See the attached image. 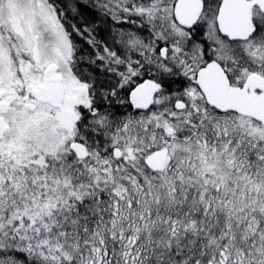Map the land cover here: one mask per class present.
Listing matches in <instances>:
<instances>
[{"label": "snow or ice", "instance_id": "1", "mask_svg": "<svg viewBox=\"0 0 264 264\" xmlns=\"http://www.w3.org/2000/svg\"><path fill=\"white\" fill-rule=\"evenodd\" d=\"M0 264H264V0H0Z\"/></svg>", "mask_w": 264, "mask_h": 264}]
</instances>
